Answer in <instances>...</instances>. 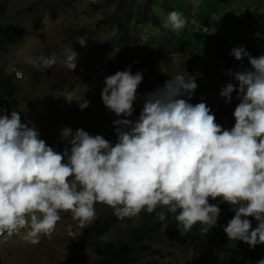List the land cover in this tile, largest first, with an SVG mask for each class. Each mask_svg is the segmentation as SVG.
I'll use <instances>...</instances> for the list:
<instances>
[{
  "label": "clouds",
  "instance_id": "obj_1",
  "mask_svg": "<svg viewBox=\"0 0 264 264\" xmlns=\"http://www.w3.org/2000/svg\"><path fill=\"white\" fill-rule=\"evenodd\" d=\"M141 1L143 6L138 12L130 4L123 16H117L113 9L108 20L102 19L114 23L117 45L125 49L135 43L123 22L135 27L145 23L155 26L159 23L158 16H164L165 26L174 30L175 47L182 50L184 45L178 42L183 33L176 31L187 30L189 19L196 18L192 14L193 1L187 2L188 16L169 11L171 0ZM128 2L111 0L108 5L115 8ZM218 3L232 6V10L223 11L231 20L220 27L227 26L229 40L226 42L228 35L222 39L213 35L208 42L211 52L205 51L200 40L195 43V38L211 28L201 30L202 22L192 20L188 32L193 35V47L185 45L206 65L221 61L215 46L230 50L229 55L240 65L239 71L227 70L238 83L229 81L222 88L214 87L225 100L215 113L202 96L209 86L178 73L163 87L146 93L139 116L133 118L143 75L135 69L132 73L131 66L106 76L101 91L103 104L117 117L112 121L115 143L110 137L65 126L58 138L65 147L58 151L41 138L34 126H28L19 107L17 111L7 107V114L0 106V235L20 234L24 230L22 239L38 244L43 236L51 238L62 219L61 212L70 213L82 229L90 225L96 219L98 203L113 209L115 216L105 213L114 224L115 220L118 223V219L139 215L136 222L131 220L120 228L136 225L147 212L156 213L158 220L166 222L175 216L174 223L181 236L191 233L197 223L204 226L201 234L207 235L218 224L219 204L227 203L234 212L221 225L228 242L241 241L250 249L264 244V51H259V47L264 50V45L256 44L260 37L252 38L258 48L253 55L242 40L245 37L236 34L243 26L247 37L254 36L247 26L257 19L264 22V0H218ZM152 8L161 9V14L154 13ZM214 8L215 5L205 10L203 16H209ZM150 11L151 16L143 19V14ZM208 18L211 22L207 19L204 24L216 25L214 19ZM77 41L87 46L86 37ZM241 42L246 48L235 45ZM126 55V63L133 61V53L128 51ZM64 56L61 63L73 72L78 53L67 48ZM245 57L247 61L243 60ZM25 63L45 72L57 63V57L55 54L25 57ZM7 72L14 89L25 79L26 72L19 66ZM195 91L198 95L193 98ZM233 92L237 98L232 97ZM66 99L69 103L73 101ZM233 100L238 103L232 113L234 126L229 128L226 116L220 112L224 104ZM76 102L81 110L90 105L83 96ZM249 217L257 221L255 227ZM69 235H74L71 230ZM254 264H264V258Z\"/></svg>",
  "mask_w": 264,
  "mask_h": 264
},
{
  "label": "rangeland",
  "instance_id": "obj_2",
  "mask_svg": "<svg viewBox=\"0 0 264 264\" xmlns=\"http://www.w3.org/2000/svg\"><path fill=\"white\" fill-rule=\"evenodd\" d=\"M110 1L10 0L6 10L0 14V27L17 28L11 41L0 49V69H2L0 71H11L13 67L19 66L26 72L25 79L18 82L13 91L17 105L25 116L28 126H34L41 138L58 151H63L65 147V143L58 139L65 126L71 127L73 131L83 128L92 135L101 134L110 137L115 143L117 136L112 121L117 117L103 104L101 91L106 76L118 70H125L128 66H131L132 73L135 69L142 71L143 75L142 83L137 90V100L134 102L135 111L132 117L135 119L142 110L145 94L154 91L157 87H163L171 76L178 73L183 74L186 79L194 77L195 81L212 87H207L202 96L214 113L225 102L214 87L218 85L222 88L229 81L238 83L227 74L228 69L240 70L238 62L229 55L230 50L215 46L222 62L220 61L219 64L210 62L206 65L185 46L190 45L191 49L193 47V35L188 32L193 26L192 20L196 23L202 22L199 25L201 30L211 28L210 32L202 34L207 42L213 38V35L214 38L222 39L223 34H217V31L231 20V16H225L223 12L232 10L230 3L220 5L218 0H198L197 3L191 0L194 3L192 14L196 18L189 19L187 30L176 31L177 34L183 33L178 43L184 47L180 50L173 42L174 30L171 26H165L164 16H158L159 23L155 26L145 23L135 27L123 22L128 35H132L135 43L121 49L117 45L114 23L102 21L105 18L108 20L113 9L116 15L123 16L119 12L120 6L117 4L112 8L108 5ZM135 1L129 0L122 8L128 10V5L132 4L138 12L143 3L141 0ZM188 1L171 0L169 11L176 10L183 16H188ZM213 5L215 8L210 15L203 16L204 13L206 14L205 10H209ZM153 10L154 13L161 14V9ZM151 14V11L145 12L143 19L150 17ZM208 17L214 19L216 25L204 24L207 19L211 22ZM82 36L86 37V47L81 46L77 41ZM67 48H73L78 53L77 67L73 72L61 63ZM128 51L134 54V59L130 63H126ZM259 51L264 50L259 47ZM53 54L57 57V63L45 72L25 63V57H47ZM243 60L247 61V58ZM82 96L90 101L89 107L83 110L76 102ZM232 97L237 98V93L233 92ZM66 98L73 101L69 103ZM0 106H3L9 114L2 98H0ZM219 206L220 219L230 206L227 203ZM95 207L96 217L105 212L113 214V209L104 204L98 203ZM160 210L158 208L156 211ZM60 215L62 219L57 223L51 238L43 236L38 244L24 241L22 239L24 230H20V234L8 235L5 232L0 235V264H94L97 255L92 248L84 244L81 237L82 228L78 226V222L73 220L70 213L61 212ZM138 218L139 215L125 219L117 218L118 223L109 236L116 238L118 228L131 220L136 222ZM69 230L74 235H69ZM149 234L148 237L146 236L147 244L156 248L158 253H155V256L146 255L144 259L146 264L153 262L211 264L212 261L219 260V248L212 251L198 249L192 244H186L187 239L185 244L181 243L179 240H182V236L178 231H172L166 220L161 221V226ZM231 244L245 243L232 240ZM180 245L184 247L181 248Z\"/></svg>",
  "mask_w": 264,
  "mask_h": 264
},
{
  "label": "trees",
  "instance_id": "obj_3",
  "mask_svg": "<svg viewBox=\"0 0 264 264\" xmlns=\"http://www.w3.org/2000/svg\"><path fill=\"white\" fill-rule=\"evenodd\" d=\"M9 1L10 0H0V14L6 10ZM118 5L120 6V14L124 15L127 10L122 8V4ZM247 28L250 33L253 31L255 32L253 37L249 38L245 35L243 26L237 29L236 34L240 35V38L245 37L242 40L246 45H249L250 48L249 50H246H248V52H252L254 55L258 50L256 44L260 46L262 44L264 45V22L261 19H257L251 22ZM16 32L17 28L15 26H7L5 28L0 27V49L11 41ZM219 33L223 34V37L227 36V26L225 28H220L217 34ZM202 34L203 33H200L196 36L195 43L200 40V44L206 48L205 51L208 50L211 52L209 43L206 41V37ZM254 37H260L256 44L252 41V38ZM240 45L244 47L242 42ZM121 48H123L122 45ZM13 86L14 85L10 81L8 72L6 70L0 71V98L4 100L7 107L13 111H17L16 108L18 105L13 96ZM197 92L198 91H195L193 98L198 95ZM237 103L238 101L233 100L231 103H227L226 105L224 104L220 112L226 116V120L229 122V128L234 126L235 123L232 113ZM106 139L110 141L109 138ZM210 202L218 203V201ZM233 215L234 212L228 208L217 226L211 229L207 235L201 234L200 230L204 226L197 223L193 226L191 233L186 234V236H182V240L179 241L185 244V239H187L186 244H192L193 247L207 251H212L213 248L218 247L220 257L219 260L216 259L213 264H254L259 259L264 258V244L258 245L254 249H250L247 244L238 246L232 245L231 242H228V237L223 231L221 225H225ZM249 219H252V225L255 227L257 225V221L251 217H249ZM174 222H177L175 216H173V220L170 218L167 219L170 229L172 231H177L178 225ZM116 223L117 221L115 220V224ZM113 224L114 221L112 218L107 213H103L97 216L94 222L84 227L81 231V237L84 244L92 248L97 255V259L94 264H146L147 262L143 260L146 255L155 256V253H158L156 248L145 243L146 236H149V233L161 226V221L156 218V214H148L145 212L141 215V218L136 225H129L125 226V228H120L116 238L109 236L115 225ZM180 247L183 248L184 245H180ZM153 264L155 263L153 262Z\"/></svg>",
  "mask_w": 264,
  "mask_h": 264
},
{
  "label": "crops",
  "instance_id": "obj_4",
  "mask_svg": "<svg viewBox=\"0 0 264 264\" xmlns=\"http://www.w3.org/2000/svg\"><path fill=\"white\" fill-rule=\"evenodd\" d=\"M227 35H228V34H227ZM229 38H230V37H229V35H228L226 42L229 40ZM223 43H224V42H222V44H223ZM235 45L237 46V45H240V44H235Z\"/></svg>",
  "mask_w": 264,
  "mask_h": 264
}]
</instances>
